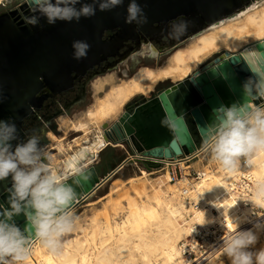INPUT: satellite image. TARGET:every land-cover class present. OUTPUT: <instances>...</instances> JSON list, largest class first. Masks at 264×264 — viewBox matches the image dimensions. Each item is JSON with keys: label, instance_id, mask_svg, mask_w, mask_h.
<instances>
[{"label": "water", "instance_id": "1", "mask_svg": "<svg viewBox=\"0 0 264 264\" xmlns=\"http://www.w3.org/2000/svg\"><path fill=\"white\" fill-rule=\"evenodd\" d=\"M20 10L26 20H19V12L0 14V121L11 123V117L19 120L36 101V95L43 82L51 86L69 83L71 74L86 71L109 55L122 41L134 39L143 33L150 38L172 37L183 46L203 31L247 11L263 0H135L142 9L141 20L128 23V7L132 0H123L120 6L101 11L96 5V14L81 17L77 22L57 21L49 24L39 12L32 10L29 0H22ZM95 0H80L82 4H93ZM37 16L39 22L33 25L29 18ZM177 25L184 27L179 30ZM107 31L117 32L110 42L103 41ZM85 41L90 45L86 58L75 59L73 43ZM153 54L142 55L153 58L158 51L149 43ZM176 48V47H175ZM175 48L167 54L171 56ZM148 58V57H146ZM141 58H135L140 63ZM135 64V65H137ZM157 68H160L157 66ZM250 85L248 94L244 84ZM264 38L238 52L223 51L195 70L187 78L172 84L154 98L127 111L132 103L124 106V113L111 124L102 126L106 148H128L127 158L106 177L100 178L94 165L80 163L82 173L70 176L78 193L73 209L95 195L121 169L134 160L150 167L147 158L180 159L198 151L197 141L189 126L192 120L196 134L204 142L208 126L213 122V109L221 105H251L262 107L264 95ZM138 99H144L142 95ZM152 166V165H151ZM12 185L0 192V210L10 206ZM15 222L21 228L26 219L16 216Z\"/></svg>", "mask_w": 264, "mask_h": 264}, {"label": "bare ground", "instance_id": "2", "mask_svg": "<svg viewBox=\"0 0 264 264\" xmlns=\"http://www.w3.org/2000/svg\"><path fill=\"white\" fill-rule=\"evenodd\" d=\"M249 38L254 39L253 43L264 38V0L203 31L191 43L176 49L163 67H143L132 77L113 83L96 98L85 112L84 119H62L61 127L83 135L81 140L75 139L66 145V137L60 140L50 134L58 145L51 146L48 154L56 149L60 154L68 151L60 161L50 155L53 166L64 170L80 167L82 162L84 166L91 164L92 158L98 157L106 146L100 126L116 117L134 96L148 95L160 81L187 78L199 64L221 48L238 52L249 46L242 47ZM149 54H153L150 49ZM251 106L256 107L253 103ZM93 131V137L89 138ZM134 161L141 166L139 161ZM141 171L142 176L131 178L129 182L136 184L138 180H144L151 184L153 192L150 195L146 184H142L134 189L141 201L129 196L124 208L120 204L113 205L114 215L120 213V209L126 210L120 221L108 214L103 218L93 216L83 236L68 241L60 255L49 253L36 242L28 264H185L181 242L185 243L184 246L191 245L190 251L199 255L190 264H213L216 254L222 251L219 250L222 245H219L223 240L217 243L204 241L207 251L203 253L195 240L198 233L195 225L208 231L214 229L215 234L224 232L225 237L235 230L233 221H241L237 231L253 230L258 234L264 230L255 228L257 223L264 225V215L250 220L253 210L264 209V191H261L264 188V154L255 158L252 167L242 164L241 169L234 172L224 169L216 173L205 172L193 189L188 186V177L173 183L167 172L158 179L160 183H154L147 179L151 173ZM243 177L253 182L252 187L243 182ZM240 182L245 186L241 187Z\"/></svg>", "mask_w": 264, "mask_h": 264}, {"label": "clouds", "instance_id": "3", "mask_svg": "<svg viewBox=\"0 0 264 264\" xmlns=\"http://www.w3.org/2000/svg\"><path fill=\"white\" fill-rule=\"evenodd\" d=\"M34 12H39L49 24L57 21H79L81 17L96 14V5L101 11L120 6L123 0H95L93 4H82L80 0H29ZM128 23L141 20L142 9L132 0L128 7ZM36 25L39 17L29 18ZM184 27L177 25L176 29ZM74 58H86L90 45L85 41L73 43ZM246 94L250 85L244 84ZM264 95V89H259ZM213 122L208 126L202 151L210 154L228 172L255 165V158L264 154V107L247 104L221 105L213 109ZM17 139L14 124L0 121V180L11 177L12 191L10 206L0 210V264H28L33 245L39 242L49 253L60 255L66 241L64 237L72 233L78 217L73 207L78 193L70 176L82 173L80 167L58 170L52 158L33 135L15 147ZM264 191V188L261 189ZM255 203V202H254ZM256 205V204H255ZM257 206V205H256ZM258 207V206H257ZM24 215L23 228L15 222V217ZM241 221H233L235 230L223 238L219 250L230 264H264V248L253 251L258 235L253 230L237 231ZM257 230L264 225L257 223Z\"/></svg>", "mask_w": 264, "mask_h": 264}, {"label": "rangeland", "instance_id": "4", "mask_svg": "<svg viewBox=\"0 0 264 264\" xmlns=\"http://www.w3.org/2000/svg\"><path fill=\"white\" fill-rule=\"evenodd\" d=\"M192 40H194V39H192ZM192 40L188 41L183 46L176 47L175 50L179 49L181 47H185L186 45L191 43ZM253 41H254L253 38L247 39L243 43L242 47H245L246 45L253 43ZM226 50H227L226 48H221L218 52H216L213 55L206 58L201 64H199L197 66V68L194 69V71L200 69L201 66L206 64L209 60L213 59L217 54L222 53L223 51H226ZM148 52H149V48H148V46L145 45L141 50V54L142 53H148ZM141 56H142V57H140L141 62L138 63L137 65H132L131 62H129L125 65V68H124V70L126 72L125 77L122 76L121 72L114 71V72L106 75L105 77H100L96 81L92 82V84L90 85V88H89V103L87 105L82 106V107H77L70 114H64L63 116H61V118H59L57 120V124H55V130L52 129V130L48 131V137H47L45 142H42L41 146H43L47 152L50 151L51 146H53L55 144L54 141L50 137L51 133H53L60 140H61V138L66 137V139L64 140L65 144H66V142L67 143L74 142L75 139L81 140L80 137L83 135L82 133H76V132L71 131L70 129L65 130V128L61 127L62 119L68 118V119H71L72 121L84 119L85 118V112L95 103L96 98L103 95L105 90L109 89L113 83L118 82L122 79H127L129 77H132L139 69H141L143 67H157V66L163 67L164 65H166L168 58L170 57V56H167L166 58L162 59L161 61H158L156 59L148 61L146 58L147 56H145V55H141ZM163 81L165 83V86L160 87V84L162 83V81H160L155 85L153 90L148 95H143V97L146 99H150V98L154 97L155 95H158L165 87H167L166 85H171V82H173V80H170V79H168L167 81L166 80H163ZM174 82H178V81H174ZM137 96H139V95L134 96L131 100H133ZM123 112H124V107L120 110V112L117 114L116 117H114L112 120H109L106 123L111 124L113 121L117 120V118L119 116H121ZM102 126H103V124H102ZM102 126H100V130H102ZM94 131L89 135V138L93 137ZM80 143H81V141H80ZM55 145H58V144L56 143ZM73 145H74V143H73ZM202 145H203V142H202ZM202 145L198 146V149H200L202 147ZM67 147L68 146H66V148ZM75 148L76 147H74V149ZM112 149H114L119 154H122L125 156L129 155L127 153L129 151V149L125 148L123 146L117 147V148H112ZM66 152H68V151H63L60 154L58 152V150L56 149V150H52V152H50L49 155H54L60 161L64 158ZM127 156H126V158H127ZM100 160H102V154L101 153L99 155V160H98L99 165L101 164ZM140 165L142 167L135 164V161L126 165L123 169H121L109 182H107L96 193V195H95L96 197H93L92 199H89V200L83 202L79 206L78 211L76 213H74L75 216L78 217V220L76 221L75 230L72 233H69L66 236V238H64L66 243L68 241H70L71 239L77 237V236H83L84 229L88 227L89 222L91 221V218L95 215H98L99 217L103 218V217H105L104 215L108 214L110 218H116L117 220L120 221L124 217L126 210L120 209L119 210L120 213H118L117 215H114L115 213H114L112 206L113 205L117 206V204H120V205H122L121 207L124 208L126 206V202H127L126 199L129 196H131V197L134 196L135 200L141 201V198L135 194V190H134L135 188L142 186V184H146L145 186L147 187V192L150 195L153 192L151 184L148 182H145L144 180H138L136 182V184L130 183V182H122V181H126L127 178H130V177L135 178L138 176H142L143 174H142L141 170L143 169L146 173H149V174L151 173V175L147 179H149L150 181H154V183L156 181H157L156 183H160V181H158V179L163 177V175L169 171L168 168H165L163 170L162 168H155L153 166L147 167L141 163H140ZM180 166L183 169V174H189L190 173V175H191V177H189L190 185H188L190 187V189H193L194 184L198 181V180L194 179V172H211V173L215 172L216 173V172H220L223 170L222 166L219 165L218 162L213 160L211 158L210 154H208V153L199 154L197 157H195L194 159H192L189 162L182 161ZM101 168H105V170H108V169H110V166L106 165V166H102L100 168L98 167V170H101ZM115 180H119V181L115 182ZM191 185H192V187H191ZM98 197H103V198L100 199L99 202L93 203V201L97 200ZM187 201L189 202L188 198H187ZM242 205L244 206L245 204H242ZM248 205H249V203H248ZM249 207H250V205H249ZM253 211L255 214H253V213L251 214L250 220L255 219L257 217H261V215H264V209L263 208H256ZM257 235H258L259 239H258L257 244L252 248L253 251H258L259 249L264 248V230L259 232ZM182 243L183 242H181L180 245ZM221 245L222 244H220V246ZM213 264H230V261L227 259V257H225L223 255V253L221 251L220 253L216 254V258L214 259Z\"/></svg>", "mask_w": 264, "mask_h": 264}, {"label": "flooded vegetation", "instance_id": "5", "mask_svg": "<svg viewBox=\"0 0 264 264\" xmlns=\"http://www.w3.org/2000/svg\"><path fill=\"white\" fill-rule=\"evenodd\" d=\"M22 4V0H10L4 7L0 8V14L10 13L13 10H17L19 12L15 17L19 16V20H26V16L20 10V6ZM116 33L117 32L115 31H107L103 37V41H112ZM150 42H152L154 47L157 49L158 56L153 58H149V56H147L148 61L154 59L161 61L168 56L167 52L170 49L182 45V43L175 41L172 37H163L150 41L148 36L143 33H139L134 37V39L122 41V43L114 51L109 52V55L108 53L107 55H101V59L86 71L72 73L70 77L71 81L69 83H57L49 86L42 80L43 87L37 93L36 101L34 105L31 106L30 110L19 120H15L11 117V123L9 124H14L17 129V139L12 141L13 147H15L17 143L25 142L33 135L39 139L40 144L45 142L48 137V131L52 129L55 130V124H57V120L61 118V116L64 114H70L77 107H82L89 103V88L92 82L96 81L100 77H105L114 71L121 72L122 76L125 77V65L129 62H131L132 65L137 64L135 62V58L142 57V48L145 45L148 46ZM174 83L176 82H171V85ZM171 85H166L167 87L163 90ZM162 86H165L164 81L160 84V87ZM150 99H138L135 97L130 106L127 108V111L135 109L137 106ZM188 122L195 139L202 142L200 137L196 134V128L193 121L188 120ZM0 185H6L7 187L12 185L11 177L0 180Z\"/></svg>", "mask_w": 264, "mask_h": 264}, {"label": "built area", "instance_id": "6", "mask_svg": "<svg viewBox=\"0 0 264 264\" xmlns=\"http://www.w3.org/2000/svg\"><path fill=\"white\" fill-rule=\"evenodd\" d=\"M9 1L10 0H0V8L4 7ZM262 107H264V105ZM200 151L201 150L198 149V151L194 155L189 156V157L186 156V157H183L180 159L164 160V159L147 158V160H149L150 164L155 168H162L163 170L165 168H168L169 169L168 173L171 176L170 182L177 183L185 177H188V178L191 177L190 173L189 174H183V169L180 166L181 162L182 161H185V162L191 161L192 159H194L195 157H197L200 154ZM151 165H150V167H152ZM204 176H205V172H194V179H196V180H200L201 177H204ZM243 182L244 183L246 182V184H248L247 186H250V187H252V185H253V182L251 180L245 178V177H243ZM240 184H241V187H242V185L245 186V184H242L241 182H240ZM189 185H190V183H189ZM191 187H192V185H191ZM252 213L255 214L254 211ZM195 229L198 230L197 235H195V240L197 241V243H199V247L203 251V253L205 251H207L206 248H204V244H203L204 241H212L213 243H217L220 240H223V238L225 237L224 232H219L218 234H215L214 229H211L213 231H208L204 227L198 226V224L195 225ZM184 245H185V243L183 242L180 245V248H182V250H184L183 256L185 258V264H190L192 262V260L196 259L197 256H199V255L196 254L195 252L190 251V248L192 247L191 245L190 246H189V244H187L188 246H184Z\"/></svg>", "mask_w": 264, "mask_h": 264}, {"label": "trees", "instance_id": "7", "mask_svg": "<svg viewBox=\"0 0 264 264\" xmlns=\"http://www.w3.org/2000/svg\"><path fill=\"white\" fill-rule=\"evenodd\" d=\"M197 141V146L202 145V142ZM126 159L125 155L119 154L118 152H116L114 149H107L104 153H102V160H101V164L97 166V170L98 167H102V166H106L109 165L111 168V171L114 170L117 166H119L124 160ZM7 188L6 185H0V192H2L3 190H5Z\"/></svg>", "mask_w": 264, "mask_h": 264}, {"label": "crops", "instance_id": "8", "mask_svg": "<svg viewBox=\"0 0 264 264\" xmlns=\"http://www.w3.org/2000/svg\"><path fill=\"white\" fill-rule=\"evenodd\" d=\"M81 138V137H80ZM108 148H106L104 151H102L101 152V154L102 153H104L106 150H107ZM109 149H111V148H109ZM200 154H204L205 152H203L202 151V147L200 148ZM128 153V152H127ZM127 156V155H126ZM125 156V157H126ZM101 161V160H100ZM95 167H96V169H97V166L99 165V162L97 161L95 164ZM98 171V174H99V177L102 179V178H104V177H106L110 172H111V168L110 169H108V170H105V168H101V170H97ZM129 179H131V177L130 178H127V180L126 181H122V182H129ZM101 189V188H100ZM99 189V190H100ZM98 190V191H99ZM96 195V194H95ZM95 195H93L90 199H92L93 197H96ZM103 197H98V199L97 200H94L93 201V203H97V202H99L100 201V199H102ZM89 200V199H88ZM78 209H79V206L77 207V208H75V209H73V211H74V213H76L77 211H78ZM64 238H66V236L64 237Z\"/></svg>", "mask_w": 264, "mask_h": 264}]
</instances>
